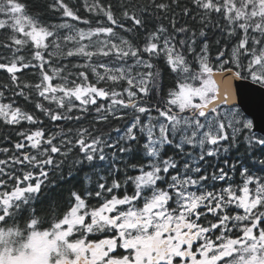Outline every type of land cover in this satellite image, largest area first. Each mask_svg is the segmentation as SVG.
<instances>
[{
  "label": "snow or ice",
  "instance_id": "snow-or-ice-1",
  "mask_svg": "<svg viewBox=\"0 0 264 264\" xmlns=\"http://www.w3.org/2000/svg\"><path fill=\"white\" fill-rule=\"evenodd\" d=\"M190 4L0 0V264H264V0Z\"/></svg>",
  "mask_w": 264,
  "mask_h": 264
},
{
  "label": "trees",
  "instance_id": "trees-1",
  "mask_svg": "<svg viewBox=\"0 0 264 264\" xmlns=\"http://www.w3.org/2000/svg\"><path fill=\"white\" fill-rule=\"evenodd\" d=\"M68 2L70 3V5L72 4H76L78 5L79 4V0H68ZM111 2L114 4V5H117L119 3H122L123 0H111ZM141 3L143 2H146V0H140ZM159 2V0H158ZM164 2H170V0H164ZM179 3L181 5V7L183 6H192L190 4V0H179ZM181 7H175V5L173 6L174 8V12L173 13H169V15H175V18L178 22V24L180 25H183V24H187L188 26L192 27V28H196L198 29L199 28V22L197 20H193L191 17H185L182 15L181 13ZM83 14V13H82ZM193 15H195V13H193ZM153 23H155V19H153L152 21ZM165 24H167V20H164L163 21ZM209 36L214 40L216 38H219V33H215V35H213V33H209ZM212 52H213V55L215 54V47H213L212 49ZM29 76L31 75V73L28 74ZM3 76V73L0 72V77ZM45 124L47 125V127L52 130V131H56V128L49 122L47 121V119H45ZM3 130H0V134H2Z\"/></svg>",
  "mask_w": 264,
  "mask_h": 264
},
{
  "label": "water",
  "instance_id": "water-1",
  "mask_svg": "<svg viewBox=\"0 0 264 264\" xmlns=\"http://www.w3.org/2000/svg\"><path fill=\"white\" fill-rule=\"evenodd\" d=\"M256 104L250 108V111L252 112V115L257 119H262L264 118V106L261 105L260 103V93H256Z\"/></svg>",
  "mask_w": 264,
  "mask_h": 264
}]
</instances>
